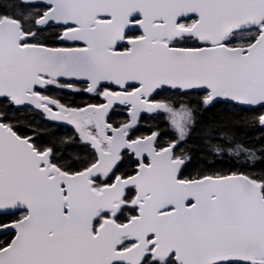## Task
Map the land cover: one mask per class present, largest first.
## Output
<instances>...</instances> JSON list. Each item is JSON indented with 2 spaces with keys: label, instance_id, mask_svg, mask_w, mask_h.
I'll use <instances>...</instances> for the list:
<instances>
[{
  "label": "snow or ice",
  "instance_id": "obj_1",
  "mask_svg": "<svg viewBox=\"0 0 264 264\" xmlns=\"http://www.w3.org/2000/svg\"><path fill=\"white\" fill-rule=\"evenodd\" d=\"M0 264H264V0H0Z\"/></svg>",
  "mask_w": 264,
  "mask_h": 264
},
{
  "label": "trees",
  "instance_id": "obj_2",
  "mask_svg": "<svg viewBox=\"0 0 264 264\" xmlns=\"http://www.w3.org/2000/svg\"><path fill=\"white\" fill-rule=\"evenodd\" d=\"M163 126V125H162Z\"/></svg>",
  "mask_w": 264,
  "mask_h": 264
}]
</instances>
